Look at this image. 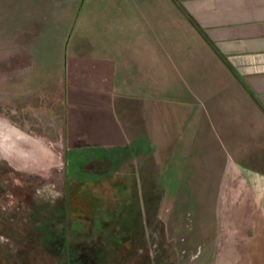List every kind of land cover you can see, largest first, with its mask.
<instances>
[{
	"label": "crops",
	"instance_id": "crops-1",
	"mask_svg": "<svg viewBox=\"0 0 264 264\" xmlns=\"http://www.w3.org/2000/svg\"><path fill=\"white\" fill-rule=\"evenodd\" d=\"M6 91L80 117L125 175L144 151L163 190L235 199L232 251L264 264V0H0Z\"/></svg>",
	"mask_w": 264,
	"mask_h": 264
},
{
	"label": "rangeland",
	"instance_id": "rangeland-1",
	"mask_svg": "<svg viewBox=\"0 0 264 264\" xmlns=\"http://www.w3.org/2000/svg\"><path fill=\"white\" fill-rule=\"evenodd\" d=\"M17 97L0 92V264L241 263L233 253L241 242L224 221L239 209L235 199L221 203L220 192L195 191L183 176L163 190L144 151H133V176L125 175V159L91 143L80 117L33 111L13 104ZM132 200L141 204L138 248L124 263L119 225ZM60 226L75 250L56 248Z\"/></svg>",
	"mask_w": 264,
	"mask_h": 264
},
{
	"label": "trees",
	"instance_id": "trees-1",
	"mask_svg": "<svg viewBox=\"0 0 264 264\" xmlns=\"http://www.w3.org/2000/svg\"><path fill=\"white\" fill-rule=\"evenodd\" d=\"M195 27L197 29H199L196 24H194ZM263 110H264V107H263ZM129 210H128V216L127 218H125V220L123 219V224L121 223L119 226V229H121L120 233L118 234L119 235V238L120 241L118 240L119 242V248H121L123 250V254L122 257H123V262L126 263L127 260H129L130 256L132 253H134V251L138 248V238L135 236V233H136V218L138 217V213H139V210L141 209V204L140 202H138V200L134 201L132 200V202L130 203V206H129ZM60 236L63 238H65V232H66V229L62 228L60 226ZM58 234V235H59ZM56 248L59 250V251H62V252H66L68 249L69 250H75L74 246H69V244H67V240L65 238V240L63 241H60L58 244L55 245ZM91 253V251H85V252H82V256L83 257H86L88 255L86 254H89Z\"/></svg>",
	"mask_w": 264,
	"mask_h": 264
}]
</instances>
